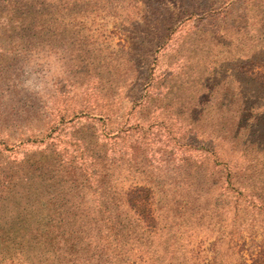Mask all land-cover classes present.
<instances>
[{
    "label": "rangeland",
    "instance_id": "374dc122",
    "mask_svg": "<svg viewBox=\"0 0 264 264\" xmlns=\"http://www.w3.org/2000/svg\"><path fill=\"white\" fill-rule=\"evenodd\" d=\"M34 2L0 0V184L23 191L29 158L60 154L62 186L31 208L62 218L53 264H264V208L193 178L264 186V139L234 115L264 128V0ZM148 187L169 240L119 202ZM11 245L0 264L22 262Z\"/></svg>",
    "mask_w": 264,
    "mask_h": 264
},
{
    "label": "trees",
    "instance_id": "16d2710c",
    "mask_svg": "<svg viewBox=\"0 0 264 264\" xmlns=\"http://www.w3.org/2000/svg\"><path fill=\"white\" fill-rule=\"evenodd\" d=\"M34 1L35 0H19L20 3H28L31 6L35 4ZM247 111V107L243 106L236 114H234L237 115L236 123H238L235 125V127L238 129H245L246 131L251 132V134H258L259 138L264 139V136L259 135L260 133H264V128H260V126L257 127L258 125H256L255 122L250 125V122L246 117ZM256 121H258L259 124H264L263 117ZM42 123L43 121L35 123L36 128L34 129V135L44 134V137H39L40 140L39 138H32L34 142H42L48 135L46 130H43ZM258 136L255 140L256 143L263 144V141L260 140ZM39 150L41 152L40 154L36 155L34 158L30 157L28 160L31 164H29L28 167V182H26V185L23 187V191L16 189L18 185L16 183L10 184L4 182L0 184V190L3 188L7 192L6 195L0 194V242L3 241L5 244H12L10 246L11 250L15 252V255L18 259L19 256L22 258V262H20V264H53L55 255H47L46 253H54L53 251L49 252V248L53 247L51 244V235L57 227H62L63 225L61 218V216H63L62 213V215H60L61 221L58 224L56 222L47 221L46 217L39 211L35 213L31 211L32 206H34L32 203L35 202V199H39L41 202L40 206L45 205V207H48V204L45 203V196L55 192L57 188L63 184L62 177L57 175L56 172V167L58 165L56 163L60 157V154L51 153L48 155L46 154V150L48 149L39 148L38 152ZM14 162H17V160H14ZM9 167L12 168L11 165H9ZM211 172V175H209L207 174L208 172L206 173L203 171L193 177L199 182V184H196V187L199 189V193L200 191H212L213 188L220 186L224 187L225 189L226 186H230L239 191L240 194H246L245 196L247 197V200L250 202V204L252 203V200H254L260 204V207L264 208V186L258 187L256 181L249 182L248 180L247 182H241L236 180V176L238 174L234 175L231 181L226 182V185L225 183L220 184L219 179H210L219 171L214 169ZM102 183L106 185L105 182L102 181L98 184V187L101 188L103 192H107L108 187L104 186ZM257 188H259V190H257ZM142 189L143 188L140 190ZM146 190L149 192V194L148 198L144 200L127 195V199L123 196L122 199H119V202L122 201L121 205L127 204L128 210H132L134 213V220H141L142 222L144 220L143 225L145 224L148 228L155 230L156 226L160 225L158 227V229L160 228L162 230L160 238L166 237L165 240H169L171 236V233L169 232L172 229H170L167 224H164V226L161 227V223L165 221V218L159 213L158 208L155 207L157 202L155 199V191L150 187L146 188ZM104 198L106 200H102L100 202V207H103L111 216L114 213L116 214L117 212L114 210V207L110 206L109 202L107 201V197L104 196ZM58 205L60 208L62 207L60 202ZM118 216L119 214L117 217ZM146 222H148V224ZM42 223H50V227H48V233L46 230L43 231L42 229H39V226H37ZM116 223L119 227L122 225L121 220H117ZM183 223L184 222H182V224ZM166 227H168V233L164 232ZM10 257L13 259V255Z\"/></svg>",
    "mask_w": 264,
    "mask_h": 264
}]
</instances>
